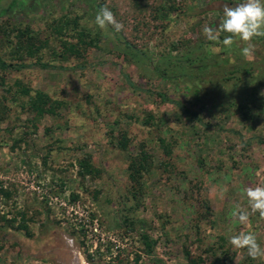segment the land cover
Returning <instances> with one entry per match:
<instances>
[{
  "label": "rangeland",
  "instance_id": "374dc122",
  "mask_svg": "<svg viewBox=\"0 0 264 264\" xmlns=\"http://www.w3.org/2000/svg\"><path fill=\"white\" fill-rule=\"evenodd\" d=\"M240 2L0 0V57L28 64L0 68V264H191L186 250L199 264H264L228 241L251 231L264 248V218L231 215L237 205L250 211L249 186H264V37H253L247 59L239 38L228 48L230 33L219 43L203 33ZM102 7L121 31L95 24ZM65 16H79L97 46L58 56L79 29L54 32ZM26 26L48 40L35 57L16 51ZM38 57L54 67L31 64ZM15 81L64 105L33 120L27 96L7 90ZM142 144L152 166L134 196L127 167ZM86 154L95 174L80 173ZM141 233L156 242L152 256Z\"/></svg>",
  "mask_w": 264,
  "mask_h": 264
},
{
  "label": "trees",
  "instance_id": "16d2710c",
  "mask_svg": "<svg viewBox=\"0 0 264 264\" xmlns=\"http://www.w3.org/2000/svg\"><path fill=\"white\" fill-rule=\"evenodd\" d=\"M162 7L165 8L164 5H162ZM169 8L174 9L175 5L170 4ZM160 17H163L162 14H160ZM61 18L62 19L57 20V24L52 27V30H54V32H56L57 34H61L63 30L69 28V26L74 27L75 29L77 28L79 29H77L75 33V37L77 38L76 42L63 41L62 42L63 49L61 54L58 56L62 57L63 59L68 58L70 55L78 57L81 55V53L79 52L80 46L81 47L83 46V48H85L86 46L87 47L97 46V43L99 41V35L97 34V35L89 36V32L87 31V28L80 26L79 16H75L74 18L71 19L67 18L66 16ZM259 37L263 38L264 36H259ZM18 38L19 41L16 47V51L22 50L26 55L30 57H35L36 54L48 44L47 39L39 40L36 36H34V34H32V31L28 26L19 30ZM31 64L38 65L42 68L54 67L49 62L41 61L40 57H38L37 60ZM27 65L28 64H25L23 62L19 64H12L4 60L2 57H0V68L3 70L8 69L9 67L11 68L15 67L17 69L25 68ZM0 85H5V81L2 78L0 79ZM13 88H15V92L27 96V101L23 102V106H27L29 110L34 113L33 120L34 119L38 120L45 114L56 115L59 108H61L64 105L63 101L54 99L43 91H37L34 95H32L31 88L25 86L21 81H15L13 86H9L7 90L12 92ZM160 96L165 102H169L171 99L167 97L165 94H160ZM171 102L177 104V106L182 108L183 111L191 118H196L197 120L199 119L196 112H193L189 108L185 107V105H183L182 103L174 100L173 101L171 100ZM161 142L163 143V146L168 145L166 140H164L163 138H161ZM128 144H129V138L125 134H122L118 142L119 147L122 150H127ZM78 164L81 168L80 173L82 175L84 174L92 175L99 171L97 168H95L92 165L91 156L89 154H86L84 157L80 158L78 160ZM151 166H152L151 155L146 150L145 145L142 144L140 145L138 154L130 156L127 167L128 177L131 180L133 186L132 195L134 194V196H136V194L140 192V190L142 189L143 175L145 172L150 171ZM2 218L5 221L11 223V219L7 220L4 217ZM20 228L26 229L27 235L29 236L31 235L30 232H28L27 225L24 223V221L19 225V229ZM0 230H1V226H0ZM140 235L144 244V249H145L144 252L147 255L152 256L156 243L155 240L151 239L150 236L146 233H141ZM185 253L191 264L200 263L198 262L200 260H195L194 258L190 257L189 251L186 250Z\"/></svg>",
  "mask_w": 264,
  "mask_h": 264
},
{
  "label": "clouds",
  "instance_id": "9594fccd",
  "mask_svg": "<svg viewBox=\"0 0 264 264\" xmlns=\"http://www.w3.org/2000/svg\"><path fill=\"white\" fill-rule=\"evenodd\" d=\"M95 24L101 29L112 25L116 32L123 29L124 25L118 22L114 13L108 7H102L95 16ZM222 32L230 33L222 43L223 46L231 48L235 43V38L246 43L247 46L241 49V54L251 59L254 55L255 46L251 43L253 37L264 36V0H241L235 6L225 4L220 23L216 27L205 25L203 33L208 41L219 43ZM213 53H220V47H213ZM264 95V92H261ZM248 207L246 210L239 205L231 212L240 224H245L250 215L259 213L264 218V186H249L246 189ZM233 249H247V255L252 259L264 258V248L258 243L257 236L251 231H240L230 235L228 238Z\"/></svg>",
  "mask_w": 264,
  "mask_h": 264
}]
</instances>
